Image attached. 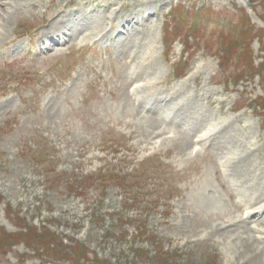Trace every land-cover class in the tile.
<instances>
[{"label":"rangeland","instance_id":"1","mask_svg":"<svg viewBox=\"0 0 264 264\" xmlns=\"http://www.w3.org/2000/svg\"><path fill=\"white\" fill-rule=\"evenodd\" d=\"M7 1L0 264H264V0Z\"/></svg>","mask_w":264,"mask_h":264},{"label":"bare ground","instance_id":"2","mask_svg":"<svg viewBox=\"0 0 264 264\" xmlns=\"http://www.w3.org/2000/svg\"><path fill=\"white\" fill-rule=\"evenodd\" d=\"M242 3H244V4H246V0H240ZM13 2V1H12ZM14 4V3H13ZM8 5H10V7H11V3L10 2H8L7 0H0V7H3V6H8ZM55 25H56V22L55 23H53L50 27H49V29H48V32H50L51 30H53V28L55 27ZM56 29V28H55ZM54 29V30H55ZM52 32H54V31H52ZM53 43H55L56 44V41H53V40H51ZM202 141H203V139H201ZM215 148V147H214ZM231 158V157H230ZM230 160V159H229ZM260 202H262V201H260ZM256 204V203H255ZM261 204V203H260ZM261 207V206H260ZM255 212H257V213H255ZM262 213H264V205H262V207L258 210V211H249L248 212V216L249 217H253V218H258V217H260V214H262ZM262 221H264V219L262 220ZM262 221H260V223L262 222Z\"/></svg>","mask_w":264,"mask_h":264},{"label":"trees","instance_id":"3","mask_svg":"<svg viewBox=\"0 0 264 264\" xmlns=\"http://www.w3.org/2000/svg\"><path fill=\"white\" fill-rule=\"evenodd\" d=\"M79 187L80 188H82V189H84V187H83V185L82 184H80L79 185ZM98 215V214H97ZM116 221H119V220H116ZM142 226H138V232H137V235L136 236H138V237H141V236H146L147 235V233L146 232H144V231H142ZM141 229V230H140ZM149 236V235H148ZM147 236V237H148ZM149 253V252H148ZM143 254H145V253H143ZM160 257H161V255H160ZM161 262H162V259H161ZM160 262V263H161ZM162 264H170V262H169V260H165L164 262H162Z\"/></svg>","mask_w":264,"mask_h":264}]
</instances>
